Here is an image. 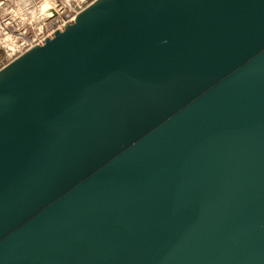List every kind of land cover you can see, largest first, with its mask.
<instances>
[{"label":"water","instance_id":"obj_1","mask_svg":"<svg viewBox=\"0 0 264 264\" xmlns=\"http://www.w3.org/2000/svg\"><path fill=\"white\" fill-rule=\"evenodd\" d=\"M0 264H264V0H96L1 70Z\"/></svg>","mask_w":264,"mask_h":264},{"label":"rangeland","instance_id":"obj_2","mask_svg":"<svg viewBox=\"0 0 264 264\" xmlns=\"http://www.w3.org/2000/svg\"><path fill=\"white\" fill-rule=\"evenodd\" d=\"M36 1L37 3L33 0H0V28L22 33L14 34L11 42L4 47L0 46V69L40 45L96 0H46L44 4L43 0ZM49 1H52L53 5H49L58 13L52 18H48L47 10L44 11L45 14L41 12Z\"/></svg>","mask_w":264,"mask_h":264},{"label":"bare ground","instance_id":"obj_3","mask_svg":"<svg viewBox=\"0 0 264 264\" xmlns=\"http://www.w3.org/2000/svg\"><path fill=\"white\" fill-rule=\"evenodd\" d=\"M66 1V0H65ZM33 2H35V3H37V1L36 0H33ZM44 2H46V0H43V4H44ZM51 2V3H50ZM55 2V1H54ZM49 4H52L53 5V3H52V1H49V3L48 4H45V6H44V10H42L41 12H43L44 13V11L45 10H47L46 12L49 14V16H48V18H52V17H55V16H57V11H54L55 10V8L54 7H51V5H49ZM48 5H49V8H48ZM4 6V5H3ZM38 8V7H37ZM65 9V8H64ZM45 12V13H46ZM42 13V14H43ZM44 13V14H45ZM45 16H47V15H45ZM73 20V19H72ZM23 24V23H22ZM4 27V26H3ZM14 34H16V35H22V33H20V32H16L15 30H10V29H8V28H0V46H2V47H4L6 44H8L9 42H11V40H12V38H13V36H14ZM14 38H16V37H14Z\"/></svg>","mask_w":264,"mask_h":264},{"label":"built area","instance_id":"obj_4","mask_svg":"<svg viewBox=\"0 0 264 264\" xmlns=\"http://www.w3.org/2000/svg\"><path fill=\"white\" fill-rule=\"evenodd\" d=\"M75 18H76V17H75ZM66 24H68V23H66ZM66 24H65V25H66ZM4 68H5V67H4ZM4 68L0 69V71L3 70Z\"/></svg>","mask_w":264,"mask_h":264}]
</instances>
